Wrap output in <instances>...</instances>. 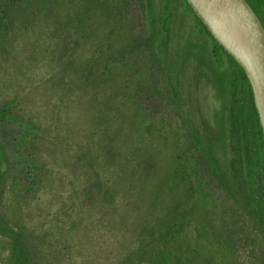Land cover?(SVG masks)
Wrapping results in <instances>:
<instances>
[{
	"label": "rangeland",
	"instance_id": "374dc122",
	"mask_svg": "<svg viewBox=\"0 0 264 264\" xmlns=\"http://www.w3.org/2000/svg\"><path fill=\"white\" fill-rule=\"evenodd\" d=\"M4 5L0 108L22 120L0 117V264H18L16 237L33 264H264L231 145L217 144L229 187L178 165L221 106L213 43L185 0Z\"/></svg>",
	"mask_w": 264,
	"mask_h": 264
},
{
	"label": "trees",
	"instance_id": "16d2710c",
	"mask_svg": "<svg viewBox=\"0 0 264 264\" xmlns=\"http://www.w3.org/2000/svg\"><path fill=\"white\" fill-rule=\"evenodd\" d=\"M252 6L259 15L264 25V0H252ZM189 8L202 25L206 37L213 43L212 53L218 62L215 66L216 97L221 106L215 111L213 123V137L207 132H200L191 129L192 137L187 146V155L179 159V168L183 171H192L201 176L207 182L210 177H215L226 187L230 182L223 171L224 164L217 156V144L227 153V146L233 148L231 164L233 171L240 180L243 189L244 199L248 202L252 211L256 213L259 226L264 231V140L262 126L258 112L254 103L252 89L243 67L230 55L214 38L208 28L202 22L198 14L194 11L188 0H185ZM10 7L4 5L0 11V36L5 30L3 25L6 17L10 14ZM156 27H160L163 33L162 50L163 54L169 46V14L165 9L160 16L155 17ZM148 40L140 39L136 41V46H146ZM218 54V55H217ZM227 59V62L222 60ZM220 60L222 61L220 64ZM224 61V62H223ZM11 105H4L0 108V117L18 125L21 118L13 115ZM25 127L31 128V120H26ZM232 135V137H231ZM2 145L0 143V162L3 161ZM26 162L22 172H30V169L38 166L33 157L22 158ZM188 177L193 178V173L189 172ZM1 172V170H0ZM20 242L18 247V264H33V251L26 239L16 237Z\"/></svg>",
	"mask_w": 264,
	"mask_h": 264
},
{
	"label": "water",
	"instance_id": "95a60500",
	"mask_svg": "<svg viewBox=\"0 0 264 264\" xmlns=\"http://www.w3.org/2000/svg\"><path fill=\"white\" fill-rule=\"evenodd\" d=\"M218 43L245 70L264 140V25L248 0H188Z\"/></svg>",
	"mask_w": 264,
	"mask_h": 264
},
{
	"label": "flooded vegetation",
	"instance_id": "af4514ba",
	"mask_svg": "<svg viewBox=\"0 0 264 264\" xmlns=\"http://www.w3.org/2000/svg\"><path fill=\"white\" fill-rule=\"evenodd\" d=\"M248 2L251 4V6H252V3H251V1L250 0H248ZM253 7V6H252ZM255 10V9H254Z\"/></svg>",
	"mask_w": 264,
	"mask_h": 264
}]
</instances>
